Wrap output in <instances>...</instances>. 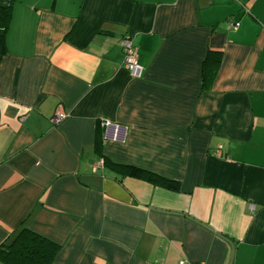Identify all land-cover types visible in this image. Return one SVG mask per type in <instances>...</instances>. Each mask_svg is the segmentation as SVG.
Returning <instances> with one entry per match:
<instances>
[{
    "label": "crops",
    "instance_id": "crops-1",
    "mask_svg": "<svg viewBox=\"0 0 264 264\" xmlns=\"http://www.w3.org/2000/svg\"><path fill=\"white\" fill-rule=\"evenodd\" d=\"M0 7V247L27 228L59 247L53 264H264V0ZM100 120L125 126V143ZM101 158L178 190L96 171Z\"/></svg>",
    "mask_w": 264,
    "mask_h": 264
},
{
    "label": "trees",
    "instance_id": "trees-1",
    "mask_svg": "<svg viewBox=\"0 0 264 264\" xmlns=\"http://www.w3.org/2000/svg\"><path fill=\"white\" fill-rule=\"evenodd\" d=\"M10 11L7 7H0V55L6 52V29L9 23ZM220 59L215 57L214 61H209L204 65L203 86L208 88L216 74ZM95 150L99 153L101 142L97 140ZM104 166L117 172L121 176H128L142 179L153 185L168 188L173 191L178 190V183L168 180L151 172L112 162L101 158ZM59 251V247L46 239L31 232L27 228L20 229L12 240L0 247V261L3 264H53L54 258Z\"/></svg>",
    "mask_w": 264,
    "mask_h": 264
},
{
    "label": "built area",
    "instance_id": "built-area-1",
    "mask_svg": "<svg viewBox=\"0 0 264 264\" xmlns=\"http://www.w3.org/2000/svg\"><path fill=\"white\" fill-rule=\"evenodd\" d=\"M238 23H230V29H236ZM123 52V67L128 72L131 78L140 79L143 75V67L138 63L137 49L134 47L129 36L125 35L120 41ZM63 118L58 115L54 118V122H59ZM99 125L104 131V140L110 143L123 144L126 141L127 128L117 123L107 120H100ZM104 166L103 160L100 159L94 169L102 170ZM179 264H189L186 261H181Z\"/></svg>",
    "mask_w": 264,
    "mask_h": 264
}]
</instances>
